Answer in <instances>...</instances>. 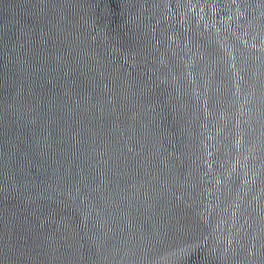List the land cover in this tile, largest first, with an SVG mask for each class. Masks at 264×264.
Listing matches in <instances>:
<instances>
[{"label": "water", "instance_id": "water-1", "mask_svg": "<svg viewBox=\"0 0 264 264\" xmlns=\"http://www.w3.org/2000/svg\"><path fill=\"white\" fill-rule=\"evenodd\" d=\"M0 264H264V0H0Z\"/></svg>", "mask_w": 264, "mask_h": 264}]
</instances>
